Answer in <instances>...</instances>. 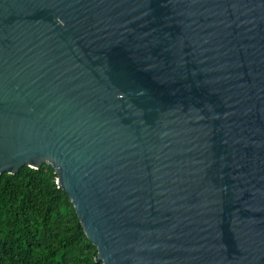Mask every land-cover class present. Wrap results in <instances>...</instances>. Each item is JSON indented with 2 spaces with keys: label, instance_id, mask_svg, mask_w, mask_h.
Segmentation results:
<instances>
[{
  "label": "water",
  "instance_id": "water-1",
  "mask_svg": "<svg viewBox=\"0 0 264 264\" xmlns=\"http://www.w3.org/2000/svg\"><path fill=\"white\" fill-rule=\"evenodd\" d=\"M44 164L102 264H264V0H0V176Z\"/></svg>",
  "mask_w": 264,
  "mask_h": 264
},
{
  "label": "trees",
  "instance_id": "trees-1",
  "mask_svg": "<svg viewBox=\"0 0 264 264\" xmlns=\"http://www.w3.org/2000/svg\"><path fill=\"white\" fill-rule=\"evenodd\" d=\"M49 165L0 176V264H102Z\"/></svg>",
  "mask_w": 264,
  "mask_h": 264
}]
</instances>
